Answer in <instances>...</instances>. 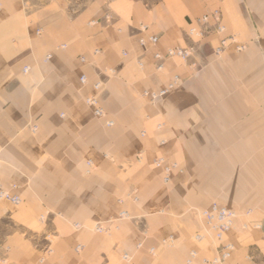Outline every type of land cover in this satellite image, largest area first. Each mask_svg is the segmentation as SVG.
Listing matches in <instances>:
<instances>
[{"label":"crops","instance_id":"0c3cea01","mask_svg":"<svg viewBox=\"0 0 264 264\" xmlns=\"http://www.w3.org/2000/svg\"><path fill=\"white\" fill-rule=\"evenodd\" d=\"M213 11L244 51L215 57L214 35L187 60L154 59L188 46L187 31ZM176 77L164 99L141 96ZM99 81L104 119L85 105ZM263 97L264 0H0V184L21 200L0 201V256L8 247L13 264H185L195 251L192 264H204L228 243L221 264H264ZM156 157L181 170L168 184ZM213 201L236 214L233 227L222 243L195 241L198 210Z\"/></svg>","mask_w":264,"mask_h":264},{"label":"built area","instance_id":"2783aa9c","mask_svg":"<svg viewBox=\"0 0 264 264\" xmlns=\"http://www.w3.org/2000/svg\"><path fill=\"white\" fill-rule=\"evenodd\" d=\"M37 34H40L38 31ZM225 34V26L222 23V17L221 14L218 11H213L211 13H207L199 17L195 20L194 26H192L186 33L187 38L191 42L186 47H176L172 49H168L164 56H161L160 54H155L154 59L156 61H162L164 59H170V58H178L181 60H187L188 58L192 57L193 54L196 53V47L198 46L199 42L207 37L210 36H218L222 37V35ZM148 42L150 44H155L157 42L156 37H149ZM139 44L141 47L145 48L146 41L144 39L139 40ZM228 44H233L236 47L237 51H242L245 49V46L239 45L236 41L235 36H224L222 39L219 40L218 45L213 49V53L218 55L220 54L226 47H228ZM98 53L97 51L94 53ZM83 61V59H81ZM195 66V64H193ZM27 72V68L23 69V73ZM81 84L86 83V78L82 76L80 78ZM178 78L176 77L172 83H170L166 88L162 89L161 91L157 93H146V96H149V98L152 101H157L164 97L169 90L173 89V87L178 84ZM93 90L96 93V95L101 90V82H96L93 84ZM85 105L89 108H91L93 116L97 119H104L106 118V113L104 109L101 107L99 102V97L97 96H90L85 99ZM105 125L107 127H111L113 125V122L110 120H107L105 122ZM33 130L35 131L36 128L33 127ZM87 166L91 169L92 165L90 161H87ZM176 165H170L163 162V160L156 161V167L161 168L164 173L163 181L167 182L170 177L171 170L175 168ZM0 199L6 200L12 205H18L20 204L21 200L16 195L13 194L10 190L4 189L0 184ZM133 200L136 201L137 198L133 197ZM202 223H203V232L202 233H196L193 236V239L195 241H200L203 237V235H211L216 243H222L224 235L228 233L231 230L233 220L235 218V213L225 207H220L216 203H212L208 208L202 210L199 213ZM128 217L127 213L125 211H122L118 215V219H126ZM78 227V225H75ZM258 228V226H255ZM94 230L98 233H103L106 230L100 226L96 225ZM164 246H170L172 244V239L169 238L167 240L162 241ZM82 248L81 245H77L75 248L76 252H79ZM233 250V246L231 244H221L220 246V253L219 256L212 259L207 260L204 259V264H221L225 260H227ZM154 250L151 249L150 253H153ZM196 252L191 251L189 253V257L186 260L185 264H192L193 260L196 258ZM123 260H127V255H122L121 257Z\"/></svg>","mask_w":264,"mask_h":264},{"label":"rangeland","instance_id":"374dc122","mask_svg":"<svg viewBox=\"0 0 264 264\" xmlns=\"http://www.w3.org/2000/svg\"><path fill=\"white\" fill-rule=\"evenodd\" d=\"M26 1H28V2H30V3H33V4H35V5H40L41 3H43L45 0H26ZM89 1V0H88ZM228 35H230V36H235V38H236V41H237V43L239 44V45H243V46H245V49H246V47H247V45L245 44V43H242L240 40H239V38L235 35V34H228ZM226 33L225 34H223L222 35V37H218L217 39L216 38H214L215 40V46H214V48L218 45V43H219V40L220 39H222L224 36H228ZM208 38V37H207ZM207 38H205V39H207ZM205 39H203V40H201L200 42H199V44H198V46L201 44V43H203L204 41H205ZM213 48V49H214ZM244 49V50H245ZM229 50H231V51H233V52H235V53H241L242 51H244V50H242V51H237L236 50V47H235V45H233V44H228V47H226L220 54H218V55H216V54H214V56L215 57H221L226 51H229ZM194 55V54H193ZM171 59V58H170ZM196 66V65H195ZM178 83V82H177ZM102 85H103V83L101 82V89H102ZM178 84H176L174 87H173V89H171V90H169V92L164 96V97H162L161 99H164L169 93H171L172 91H174L175 90V88H176V86H177ZM168 86V85H167ZM166 86V87H167ZM165 87V88H166ZM162 90V89H161ZM161 90H159V91H161ZM159 91H157V92H159ZM157 92H154V93H157ZM146 93H148L149 94V92H146ZM99 94H100V92L97 94L98 95V97H99ZM96 95V93H95V95L94 96H97ZM144 99H146L148 102H150V103H156V102H158V101H152L150 98H149V96H146L145 95V92L141 95ZM263 101H264V97H263ZM107 116V115H106ZM248 117V122H254V115H248L247 116ZM252 119V121H250ZM257 122H259L258 120H257ZM260 123L262 124V128H263V135H262V137H263V139H264V113H263V116H262V121H260ZM140 136H144V132H141L140 133ZM263 148H264V146H263ZM138 160L140 159V154H138L137 155V157H136ZM163 160V162L164 163H166V164H170V165H176L175 166V168L174 169H172L171 170V173H170V177H169V180L167 181V182H164L163 181V177H164V173H163V170L161 169V168H158V167H156V161H159V160ZM254 161H255V159H254V157H252V158H250V157H248V159H247V161L245 162V165H244V169L246 170V172H247V176L248 177H250V176H252L253 175V170L255 169L254 168ZM87 163V162H86ZM152 166L154 167V168H156V169H161V171H162V182L164 183V184H168L169 182H170V179H171V174H172V172L173 171H179V172H181V170H180V168H179V166H178V164L177 163H175V162H172V161H168L167 159H165L164 157H156V158H154L153 159V161H152ZM92 165V164H91ZM252 165V166H251ZM86 166H87V164H86ZM90 167H88L87 166V169H89ZM93 169V167H91V170ZM262 170H263V173H264V153H263V156H262ZM246 178V177H245ZM245 178H244V180H245ZM206 181L207 179H203V181ZM249 180V179H248ZM214 181V180H213ZM219 181V179H215V181H214V184H213V187H215V189H217L219 192H221L222 190H225L226 192H228V189L225 187V186H223V184H218L217 182ZM211 184H212V182L211 181H209ZM207 183V182H206ZM227 183V182H226ZM207 184H205L204 186H206ZM240 185V187H237V188H239V190L246 196V202L247 201H249V202H252L253 200H254V196L253 195H250L249 196V192L251 191L250 190V186H248V185H246V184H243V183H240L239 184ZM2 186V185H1ZM208 186V185H207ZM229 187V186H228ZM4 188V187H3ZM4 189H6V188H4ZM14 189V186H11V187H9V188H7L6 190H13ZM249 196V197H248ZM0 201L1 202H3V203H7V205H10V206H12V207H18V205H12L11 203H9L8 201H6V200H3V199H0ZM137 201V200H136ZM212 203H215L214 201L213 202H211L210 203V205L212 204ZM202 210H204V209H201V210H198V213H200ZM255 209H251V210H248L247 212H246V215H249V214H251L253 211H254ZM232 211V210H231ZM117 220H121V219H118V217H117ZM77 225V224H76ZM73 227L75 228V229H79L80 228V225H78V227H76L75 225H73ZM7 230H8V233H13L14 232V227H13V225H12V223L11 222H7ZM93 231L95 232V233H98V232H96L94 229H93ZM163 244V243H162ZM77 246V245H76ZM76 246H75V248H76ZM75 248H74V252H76L75 251ZM83 248V247H82ZM82 248L80 249V251L82 250ZM79 251V252H80ZM79 252H76V253H79ZM9 248L7 247V248H5L4 250H3V252H2V255L0 256V264H13L12 263V261H11V259L9 258ZM45 259H46V257L45 256H40L39 257V263L40 264H42L44 261H45Z\"/></svg>","mask_w":264,"mask_h":264},{"label":"bare ground","instance_id":"6f19581e","mask_svg":"<svg viewBox=\"0 0 264 264\" xmlns=\"http://www.w3.org/2000/svg\"><path fill=\"white\" fill-rule=\"evenodd\" d=\"M27 70H28V69H27ZM33 127H34V126H33ZM33 127H32V130H33ZM33 131H34V130H33ZM198 215H199V213H198ZM235 215H236V214H235ZM199 218L201 219L200 215H199ZM235 218H236V216H235ZM235 218H234V219H235ZM121 220H122V219H121ZM232 227H233V223H232ZM232 227H231V228H232Z\"/></svg>","mask_w":264,"mask_h":264}]
</instances>
